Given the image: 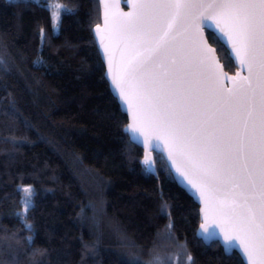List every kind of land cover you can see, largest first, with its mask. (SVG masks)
Here are the masks:
<instances>
[{
    "label": "trees",
    "instance_id": "16d2710c",
    "mask_svg": "<svg viewBox=\"0 0 264 264\" xmlns=\"http://www.w3.org/2000/svg\"><path fill=\"white\" fill-rule=\"evenodd\" d=\"M49 1L75 9L61 14L56 31ZM99 23L98 0H0V260L135 264L133 257L147 262L158 252L171 264H185L189 253L194 264H239L196 238L198 206L160 154H152L155 174L144 170L104 75L92 34ZM206 35L233 72L224 46ZM26 186L34 189L31 233L16 215Z\"/></svg>",
    "mask_w": 264,
    "mask_h": 264
},
{
    "label": "snow or ice",
    "instance_id": "6c2138e0",
    "mask_svg": "<svg viewBox=\"0 0 264 264\" xmlns=\"http://www.w3.org/2000/svg\"><path fill=\"white\" fill-rule=\"evenodd\" d=\"M34 2L39 4L40 0H34ZM139 7L146 11L135 15L124 14L128 19L117 25V32L121 39L134 41L135 46H147L145 51L148 55L137 52L125 69L126 75L139 72L148 62H155L158 55L167 54L169 36L176 20L179 19L186 26H191L197 19L187 10L198 5L176 2L143 4ZM199 7L205 6L199 5ZM206 7L216 9L218 15L226 17L230 22L240 44V48L234 47V51H237L238 57L243 56L240 63L242 66L246 65L249 71V76L245 78V83L238 91L229 97L217 98L215 103L220 107L218 114H213L216 118H209L203 122L196 119L199 102L198 98L191 96L190 90L185 93L183 88L165 90L163 86L157 89L155 82L151 80L137 81L133 87L136 88L139 96L147 100L155 123L168 128L177 142H187L184 143L185 147L201 154L199 164L205 179L202 187L188 180L192 188H197L199 191H203L204 188L221 191L228 184L240 187L237 183L238 157L235 153L239 151L243 155L244 162L239 167L246 171L244 191L241 193L244 195V201L241 204L234 199L230 205L229 211L233 221L231 231L226 232L223 239H220L214 227L201 225L197 235L205 242L219 244L226 256H239V264H245V257L249 264L253 261L255 264H264V0H218ZM55 8L57 11L52 13V17L57 22L63 12L75 11L61 4H56ZM104 8V20L107 25L109 5L105 3ZM198 19L201 24H204L211 17L201 13ZM216 27L219 28L218 22ZM57 28L58 23H54L53 30L56 31ZM208 28L211 30L212 24H208ZM97 32H99V25H97ZM220 33L215 36L217 41H221L224 36H229L223 28H220ZM45 35V30L42 28L40 30L41 44L44 42ZM105 49L107 50V46ZM34 63H42V61ZM109 64L111 65V60ZM4 65L5 60L0 57V67ZM3 70L7 73L6 68ZM173 82L168 81L169 84ZM175 82L181 83L179 78ZM113 83L117 82L114 80ZM112 94L113 99L120 102L121 111H125V104L128 102L123 100L125 95L123 89L119 93L112 89ZM241 109L244 112V136L238 133ZM208 128L212 131H208ZM123 131L129 135V142L134 143L136 147L143 144L138 136L133 135L138 131L136 128L127 125ZM234 137L239 140L238 146L234 142ZM156 140L158 141V138ZM157 146L150 137L148 147L156 151ZM141 163L146 172H156L152 157H146ZM176 171L180 172L179 168ZM180 175L187 178L184 173ZM177 182L181 188L191 194L182 181ZM20 191L24 193L22 199L24 208L16 215L18 218L22 217L24 230L31 233L33 225L28 222L27 213L34 207L32 199L34 189L26 186ZM168 207L167 203L163 204L160 214L163 215ZM172 227L173 222L170 219L164 234L167 239L172 238ZM25 242L29 246L34 242L31 234L25 238ZM179 248L181 252L186 250L185 245H179ZM33 254L35 255V252ZM43 254L41 252V255ZM150 256L151 259L147 262H141L138 257L132 259L135 264H171L170 257L162 256L158 252L150 253ZM10 259L13 260V264H19L18 258L10 257ZM0 264H3L2 260ZM39 264L43 262L40 261ZM185 264H194V258L190 253L187 255Z\"/></svg>",
    "mask_w": 264,
    "mask_h": 264
},
{
    "label": "water",
    "instance_id": "95a60500",
    "mask_svg": "<svg viewBox=\"0 0 264 264\" xmlns=\"http://www.w3.org/2000/svg\"><path fill=\"white\" fill-rule=\"evenodd\" d=\"M176 2L198 5V7L187 10L197 17L194 24L186 26L179 19L176 20L169 36L167 54L158 55L155 62H148L139 72L126 75L125 69L136 53L140 52L143 55H148V53L145 51L147 46H135L134 41H125L120 38L117 25L128 19L124 14L135 15L146 11V9L139 7L143 4ZM216 2L218 0H98L100 23L97 25H99V32H97V25L92 29L111 93L112 89H115L117 93L123 89L125 93L123 100L128 102L125 104L126 110L122 112L127 118L125 126L131 125L138 130L133 135L138 136L143 141L140 148L143 150L144 159L149 156L152 157L153 153L160 154L164 158L172 177H175L173 179L177 185L180 187L177 181H182L190 190L191 194L180 187L198 206L200 223L196 229V238L205 245H210L212 242H205L197 235V230L201 228V225L214 227L220 239H223L225 233L230 232L233 226L229 211L232 201L235 199L241 204L244 201V195H241V193L244 191L246 171L239 167L244 162L243 155L239 151L235 153L238 157L237 183L240 187L228 184L221 191H213L209 188L199 191L197 188H192L188 184V180L196 183L198 187H202V182L205 179L204 172L199 164L201 154L185 147L184 143L187 142H177L168 128L154 122L152 109L148 106L147 100L137 94V90L133 85L137 81L151 80L155 82L157 89L163 86L165 90L183 88L185 93L190 90L191 96L198 98L199 102L196 119L201 122L209 118L215 119L216 116L213 114H218L220 107L215 103L217 98L229 97L234 94L245 83V78L249 76L247 66H242L240 63L243 56L238 57L237 51H234V47L236 49L240 48L235 30L226 17L217 14L216 9L206 7V5ZM105 3L109 5L107 25H105L104 20ZM199 5L205 7H199ZM201 13L211 17V19L201 24L198 19ZM217 22L219 28L216 27ZM208 24H212L211 30H209ZM220 28L229 33V36H224L219 43L224 46L235 66L233 72L225 70L216 48L209 42L206 35V32H210L214 36L220 35ZM105 46H107V50ZM110 60L111 65L109 64ZM177 78L181 83L175 82ZM114 80L117 83H113ZM170 80L174 82L169 84L168 81ZM117 102L120 104L119 101ZM243 120L244 112L241 109L238 124L240 136L245 135ZM197 127L199 126L197 125ZM194 130L196 129L194 128ZM208 131H212V129L208 128ZM150 137L153 138V143L158 145L156 151H152L148 147ZM156 138H158V141ZM234 142L238 146L239 140H236L235 137ZM170 156L171 159H169ZM177 168L180 172L176 171ZM180 173H184L187 178L182 177ZM245 264H249L247 257H245ZM252 264H255V261Z\"/></svg>",
    "mask_w": 264,
    "mask_h": 264
},
{
    "label": "rangeland",
    "instance_id": "374dc122",
    "mask_svg": "<svg viewBox=\"0 0 264 264\" xmlns=\"http://www.w3.org/2000/svg\"><path fill=\"white\" fill-rule=\"evenodd\" d=\"M56 4H61V3L56 2V3H53L52 4L51 1H49L48 4H47L51 8L52 13L55 12V11H57L56 8H55V5ZM61 5H63V4H61ZM52 22H53V26H54V23H58L59 21L58 22L57 21H54L53 20V17H52ZM172 264H177V257H174V259L172 260Z\"/></svg>",
    "mask_w": 264,
    "mask_h": 264
}]
</instances>
